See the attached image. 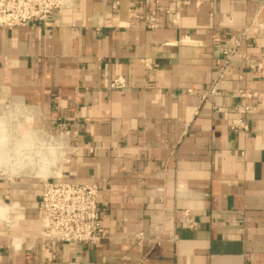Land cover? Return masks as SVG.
Returning <instances> with one entry per match:
<instances>
[{
	"label": "crops",
	"instance_id": "crops-1",
	"mask_svg": "<svg viewBox=\"0 0 264 264\" xmlns=\"http://www.w3.org/2000/svg\"><path fill=\"white\" fill-rule=\"evenodd\" d=\"M249 26L220 74L214 39ZM244 90L264 95V0H75L0 26V107L21 103L66 154L47 177L0 175L17 220L0 219V264H264V107L238 110ZM51 177L99 186L107 238H39Z\"/></svg>",
	"mask_w": 264,
	"mask_h": 264
},
{
	"label": "built area",
	"instance_id": "built-area-1",
	"mask_svg": "<svg viewBox=\"0 0 264 264\" xmlns=\"http://www.w3.org/2000/svg\"><path fill=\"white\" fill-rule=\"evenodd\" d=\"M75 0H0V26L12 28L26 26L32 22L45 23L47 16L53 11H61L72 7ZM169 21L177 25L173 10H167ZM157 26V23L151 27ZM250 26L242 33L227 35L224 39H214L223 62L217 61L220 74L237 56L238 49L245 43ZM151 67L149 64H145ZM157 67V64L154 65ZM110 87H122L121 81L114 80ZM263 96L256 90H244L236 94V108L245 115L255 108L264 107ZM259 99L254 101V99ZM229 129L249 130L246 116L232 118L227 122ZM64 129L63 125H59ZM99 186L96 183L65 182L59 177L44 178L38 202L41 214L42 229L39 238L42 240L65 242L70 244L94 245L107 238V233L100 223L97 205ZM185 227L195 228V222L188 210L183 211Z\"/></svg>",
	"mask_w": 264,
	"mask_h": 264
},
{
	"label": "bare ground",
	"instance_id": "bare-ground-1",
	"mask_svg": "<svg viewBox=\"0 0 264 264\" xmlns=\"http://www.w3.org/2000/svg\"><path fill=\"white\" fill-rule=\"evenodd\" d=\"M20 105L21 103L15 102L11 107L2 110L0 113V174H8L10 177L21 175L47 177L52 174L50 169L55 167L60 160V156H57L59 153L56 150L63 146V139L60 137L58 140H54L51 136V139L48 138L47 143H45L42 140L45 139L43 138L44 135L41 134L40 136L34 131L32 133L21 132L22 135L18 136L17 134L16 136V133H13L14 126L6 120L14 115L15 110L22 108ZM27 117L29 116L27 115ZM8 209L6 204L0 202V219L7 220L12 225L17 224V220L10 219Z\"/></svg>",
	"mask_w": 264,
	"mask_h": 264
},
{
	"label": "rangeland",
	"instance_id": "rangeland-1",
	"mask_svg": "<svg viewBox=\"0 0 264 264\" xmlns=\"http://www.w3.org/2000/svg\"><path fill=\"white\" fill-rule=\"evenodd\" d=\"M13 104H8L7 105V107L5 108V107H0V111H2V110H6L7 108H9V107H11ZM18 111H20V109H17V110H15V112H14V115H11L10 116V118H9V120H6V121H10L11 123H12V125L14 126L13 127V133H16L15 135L17 136V134H18V136H20V135H22L21 134V132L23 133V132H31L32 133V131H34V132H37V134L38 135H40L41 136V134L42 135H44V137L43 138H45V139H42V137H41V139L43 140V141H45V143H47V140H48V138H50L51 139V136H52V139H53V137H54V135L51 133V132H49L47 129H46V127H44V126H41L39 123H36L32 118H30V117H25L24 116V114L21 116V114H18V113H20V112H18ZM16 113V114H15ZM15 117H16V119H15ZM25 117V118H24ZM25 119V120H24ZM27 120V121H26ZM27 122V123H26ZM16 124V125H15ZM39 127V128H38ZM14 129H15V131H14ZM20 133V134H19ZM55 140H58V138H54ZM41 140V141H42ZM44 143V142H43ZM49 143H52V142H49ZM57 143V142H56ZM64 146V145H63ZM63 146H61V148L60 149H57L56 151L59 153H57L58 155L57 156H60V160H62V159H64L65 157H66V154H65V149H63L62 147ZM60 152H62L61 154H60ZM60 160H59V162H60ZM59 162H58V164H59ZM58 164L55 166V167H52L50 170L51 171H55L56 169V167L58 166ZM0 175H2V176H5L6 178H8V179H12V180H21V179H23V180H36V178L37 177H35V176H28V175H21V176H18V177H10L8 174H0ZM25 177V178H24ZM2 203H4V204H6L7 206H8V215L10 216V219H13V220H16V219H14L13 217H12V215H11V212H10V205H9V203H7V201H3ZM6 222H8L7 220H5Z\"/></svg>",
	"mask_w": 264,
	"mask_h": 264
}]
</instances>
